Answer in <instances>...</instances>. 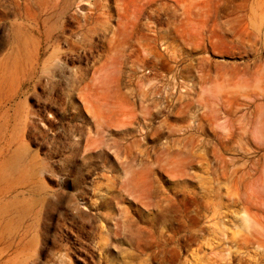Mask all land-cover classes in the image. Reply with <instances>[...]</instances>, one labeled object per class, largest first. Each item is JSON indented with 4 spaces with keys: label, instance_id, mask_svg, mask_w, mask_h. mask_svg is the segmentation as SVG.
Returning a JSON list of instances; mask_svg holds the SVG:
<instances>
[{
    "label": "rangeland",
    "instance_id": "1",
    "mask_svg": "<svg viewBox=\"0 0 264 264\" xmlns=\"http://www.w3.org/2000/svg\"><path fill=\"white\" fill-rule=\"evenodd\" d=\"M0 264H264V0H0Z\"/></svg>",
    "mask_w": 264,
    "mask_h": 264
}]
</instances>
